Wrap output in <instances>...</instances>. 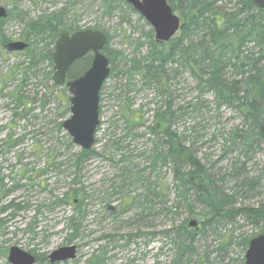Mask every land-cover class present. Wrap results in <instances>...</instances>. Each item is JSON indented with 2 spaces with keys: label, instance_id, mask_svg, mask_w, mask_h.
Masks as SVG:
<instances>
[{
  "label": "rangeland",
  "instance_id": "rangeland-1",
  "mask_svg": "<svg viewBox=\"0 0 264 264\" xmlns=\"http://www.w3.org/2000/svg\"><path fill=\"white\" fill-rule=\"evenodd\" d=\"M106 4L113 10L107 12ZM235 4L236 0H222L226 11L234 10ZM0 6L8 12L0 30V264H8L10 247L33 254L35 264H48L51 252L68 246H75L76 257L59 264H165L173 251L165 233L182 223L187 211L176 198L172 172L166 168L150 171L148 152L153 137L146 126L152 121L151 110L162 104V94L157 95L150 87L141 88L138 75L132 78L133 91L125 94L129 77L124 63H143L150 43L156 44L152 29L140 15L116 0H0ZM174 14L182 24L180 14ZM52 15H62L64 28H98L108 37V51L117 54L110 65L112 77L99 93V126L92 147L99 155L80 165H75V158L82 150L61 128L70 117V95L65 87L52 84V65L38 58L52 47L47 46L48 40H25L31 23ZM8 42H24L28 48L8 53L2 47ZM89 58L78 61L72 73L82 71L79 62L85 61L86 70ZM170 67L167 64L162 70L171 73ZM178 71L182 74L170 82L174 106L182 109L175 131L205 172H210L216 189L232 201V216L236 215L230 224L216 219V223L205 226L197 246L201 247L199 255L208 256L210 264H243V240L262 233L256 223L234 211L264 206V150L256 146L243 155L229 148L230 132L240 125L237 114L216 112L210 94L198 99L195 81L186 70ZM126 96L144 113L145 126L131 135L125 133L124 121L117 114ZM17 97L20 104L15 103ZM201 101L204 104L198 105ZM125 135L130 141L134 135L139 137H133L136 141L127 147L122 140V154L127 160L120 161L117 147L111 144ZM122 178L131 184L117 191ZM73 181L78 183L74 189L85 193V210L80 215L75 214L71 202L64 201ZM149 183L151 214L138 216L130 198L145 194ZM243 185H247L245 190ZM121 193L128 196L121 198ZM14 205L21 209L15 210ZM190 207L194 213H201L196 201H191ZM70 218L76 222L75 230L69 227ZM197 218L187 222L195 219V230L199 231ZM214 232L224 243L231 239V246L221 248Z\"/></svg>",
  "mask_w": 264,
  "mask_h": 264
},
{
  "label": "trees",
  "instance_id": "trees-1",
  "mask_svg": "<svg viewBox=\"0 0 264 264\" xmlns=\"http://www.w3.org/2000/svg\"><path fill=\"white\" fill-rule=\"evenodd\" d=\"M166 2L172 12L179 13L183 19L177 37L163 45L153 44L148 51L149 54L141 59L143 63L135 60L124 63L129 77L125 85L127 90L125 94L133 91L134 75L140 76L141 88L150 87L156 94H162L164 109L155 108L152 121L146 126L148 134L153 137L152 142H156L148 155L151 159L156 157L170 162L169 169L179 190L176 198L186 208L187 218L198 217L201 226L199 231L189 228L186 220V223L172 226L166 232L167 238L171 232L173 233L171 239L174 247L165 264H210L208 256L199 255L201 247L197 246L201 242V232L205 226H211L213 221L216 223V219L230 221L236 215L232 216V201L220 195L216 183H212L210 174L205 172L204 166L199 164L183 146V139L176 133L175 126L182 116L180 113L182 109L174 106L170 89L172 84L169 85V81L175 82L182 74L175 67L186 70L195 81L198 99L205 94H212L216 112L232 111L240 119V125L230 132L228 147L243 150V155L256 146L261 151L260 146H264V14L247 0H236L235 9L230 11H226L222 0H166ZM106 9L110 12L112 6L108 5ZM4 21L0 20V30ZM78 30L80 29L64 28L62 15H52L31 23L25 40L29 38L37 42L49 41L47 46L52 48L38 58L45 60L51 67L50 56L57 36L61 32L72 33ZM107 43L103 54L111 65L117 54L108 51ZM79 64H82V71L75 74L70 71L68 79H74L84 72L87 66L85 61ZM167 64L171 65L169 74L162 70ZM20 102V98L17 97L15 103ZM203 104V101L198 103ZM141 108L136 107L132 98L127 96L119 107L117 114L124 121L127 135H131L138 126H145ZM79 153L75 158V165H80L81 159L89 154L83 150ZM76 192L74 198L70 199L68 195L65 198L70 199L67 201L72 203L73 211L80 215L85 210L84 195L81 190ZM191 201H196L201 206L200 215L194 214L191 210ZM131 203L134 210L142 209L140 214L146 210L137 206L133 200ZM19 209L21 208L15 210ZM151 209V206H148V214H151ZM239 212L249 221L252 220V223H256L259 232L264 233V206L237 210L234 214ZM260 224L261 226L257 227ZM69 227L72 230L77 227L72 218L69 219ZM212 235H215L221 248L231 246V239L224 243L218 233L214 232ZM242 243L247 247L248 240L244 239Z\"/></svg>",
  "mask_w": 264,
  "mask_h": 264
},
{
  "label": "water",
  "instance_id": "water-1",
  "mask_svg": "<svg viewBox=\"0 0 264 264\" xmlns=\"http://www.w3.org/2000/svg\"><path fill=\"white\" fill-rule=\"evenodd\" d=\"M138 13L151 27L156 43H167L177 33L179 18L172 14L165 0H122ZM252 6L264 13V0H248ZM7 18L6 9L0 6V20ZM106 36L99 31L82 30L72 34L62 32L54 43L51 54L53 74L51 82L55 86L65 87L70 98V117L61 123V128L70 137L72 144L80 149L90 150L94 144V133L99 125V91L109 73V63L102 54ZM27 48L22 42L4 45L8 53H19ZM91 55L90 65L79 77L66 80V75L73 64ZM76 248H59L47 256L49 264H59L74 260ZM8 264H35L33 255L11 247L7 254ZM244 264H264V234L248 242Z\"/></svg>",
  "mask_w": 264,
  "mask_h": 264
},
{
  "label": "bare ground",
  "instance_id": "bare-ground-1",
  "mask_svg": "<svg viewBox=\"0 0 264 264\" xmlns=\"http://www.w3.org/2000/svg\"><path fill=\"white\" fill-rule=\"evenodd\" d=\"M108 5H110V4H106L105 5V10L107 11V9H106V7L108 6ZM110 6H112V5H110ZM112 10H113V7H112ZM111 10V11H112ZM154 43H150V46H149V50H150V48H151V46L153 45ZM148 54H149V52H148ZM129 61V60H128ZM175 67V66H174ZM174 67H173V69H174ZM173 69H172V71H173ZM175 69H177V71H178V67H175ZM112 73H111V69H110V65H109V73H108V76H107V78L109 79L110 77H112V75H111ZM169 74V73H168ZM135 76V75H134ZM188 76L189 77H191L190 76V74H188ZM169 85H170V81H169ZM133 87H135V82H133ZM132 87V88H133ZM196 89V88H195ZM156 93V92H155ZM157 95H159V96H161L160 94H157ZM206 95V94H205ZM204 95V96H205ZM210 96H211V103H212V105H213V107H215V102H214V98H213V95L212 94H210ZM162 98V97H161ZM162 104H163V102H164V99L162 98ZM162 104L160 105V106H156L155 108H156V110H161V109H164L163 108V106H162ZM154 108V109H155ZM154 109H152L151 110V112H152V115H153V112H154ZM138 127H141V126H138ZM137 127V128H138ZM137 128H135L133 131H132V133L137 129ZM138 135H134L133 137H137ZM132 137V139H131V141L130 140H126V138L127 137H124L123 136V138L122 139H120V138H116V140L114 141V142H112V147L113 146H115V147H117L116 148V150H117V152H118V154H119V156H121V158H119L120 159V161L122 160V161H126L127 160V157L126 156H123V154H122V149L124 148V147H122V140H124V141H126L127 142V144H126V146L125 147H127V146H129L130 145V143L131 142H135L136 141V138H133ZM139 137V136H138ZM111 143V142H110ZM154 144H156V142L155 143H153V142H151V145H152V147L154 146ZM263 145H261V147H262ZM263 150H264V146H263ZM237 151H239L238 153H243V150H241V149H239V150H237ZM85 152H89V154L88 155H85V157L83 158V159H81V163H83L84 161H86L87 159H93V158H95V157H97L99 154L98 153H95L94 152V150L91 148L90 150H87V151H85ZM250 153L251 152V150H248L247 151V153ZM233 153H234V151H233ZM237 157H238V155H237ZM148 159L150 160V171H152V172H155V170L157 169V170H160V169H162V168H166V169H168L170 172H171V170L169 169V165H170V162L169 161H166V160H164V159H161V158H157L156 159V157H154L153 159H151L150 158V156L148 155ZM198 161V160H197ZM199 162V161H198ZM76 163V162H75ZM200 164V163H199ZM181 168V167H180ZM207 174H210V172H206ZM158 174V173H157ZM122 176H123V173L121 174ZM138 180V178H135V181H137ZM248 181H251L250 179H248ZM121 182H122V184L120 185V186H117L116 187V190L118 191H122V188H124V187H126L127 185H129V184H131V182L129 181V180H126V179H124V178H122L121 179ZM174 183V182H173ZM176 184V183H175ZM175 184H173V186H174V189L173 190H175V192H178L179 190L176 188V186H175ZM71 188H69L68 190H67V192L64 194V198L68 195L69 197H70V199H72V198H74L73 196H74V193H77L76 191L77 190H81V192H82V189H80V188H78V189H74V188H76V186L78 185V183H76L75 181H73L71 184ZM249 186V185H248ZM151 183H149V185H148V189L147 190H145V194H144V192H142V194H139V195H133L130 199H132L133 200V202H135V204L137 205V206H139V207H141V208H144V209H146L142 214H140L141 212H142V209L140 210L139 208H137L136 210H139V212H138V216H143V214H144V216L145 215H149L148 214V206H151V208H152V203H151V194H150V191H151ZM156 188H158V189H160V187L159 186H156ZM242 188H243V190H245L246 188H247V185H243L242 186ZM249 189V188H248ZM80 192V191H79ZM220 193V195H222L221 194V191L219 192ZM82 194H85V193H83L82 192ZM122 195H121V198H123V197H125V196H128V194L127 193H121ZM223 196V195H222ZM70 199H67V198H65L64 199V201H67V200H70ZM131 200V201H132ZM258 208V207H257ZM257 208H254V209H257ZM247 209H249V208H247ZM200 213V212H199ZM199 213H194V214H199ZM202 213V212H201ZM200 215V214H199ZM196 216H198V215H196ZM189 218V217H188ZM188 218H186L185 220H183V222L182 223H186V220H189ZM192 218V217H191ZM234 219L235 218H233V220H230V222L229 223H225V220H221L224 224H230V223H232V222H234ZM196 225H197V222H196V220L195 219H192V220H190L189 222H187V226L189 227V228H192V229H194L195 227H196ZM170 230V229H169ZM168 231V230H167ZM166 231V232H167ZM166 234V233H165ZM172 232L170 233V236L168 237V239L170 240V242H171V245H173V241H172V239H171V237H172ZM262 234H264V233H262ZM262 234H260V235H262ZM167 236V235H166ZM259 236V235H258ZM257 237V236H256ZM255 238V237H254ZM75 247V246H74ZM173 247H174V245H173ZM173 252V251H172ZM245 254V253H244ZM242 263L244 264V256H243V259H242ZM215 264H219V263H215Z\"/></svg>",
  "mask_w": 264,
  "mask_h": 264
},
{
  "label": "flooded vegetation",
  "instance_id": "flooded-vegetation-1",
  "mask_svg": "<svg viewBox=\"0 0 264 264\" xmlns=\"http://www.w3.org/2000/svg\"><path fill=\"white\" fill-rule=\"evenodd\" d=\"M13 208H15V209L18 208V205H14ZM32 255H33V254H32ZM35 259H36V258H35ZM36 260H37V259H36Z\"/></svg>",
  "mask_w": 264,
  "mask_h": 264
}]
</instances>
